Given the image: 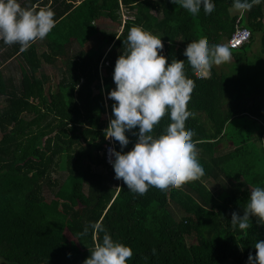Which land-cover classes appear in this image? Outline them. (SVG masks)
I'll use <instances>...</instances> for the list:
<instances>
[{"label":"trees","instance_id":"obj_1","mask_svg":"<svg viewBox=\"0 0 264 264\" xmlns=\"http://www.w3.org/2000/svg\"><path fill=\"white\" fill-rule=\"evenodd\" d=\"M18 2L50 6L56 24L24 52L0 40V261L83 264L87 258L74 237L89 226L82 237L93 250L90 225L101 222L114 242L132 248L127 264H248L255 243L264 240V225L252 217V227L240 230L231 217L243 215L250 188L264 187V171L258 170H264V0L243 15L230 11L234 0H213L211 14L201 7L196 15L170 0ZM102 20L121 30L99 31ZM132 26L161 37L169 64L185 61L196 85L187 105L195 116L186 128L196 133L205 170L200 180L179 189L150 187L142 196L115 178L104 133L115 118V101L108 97L116 88L115 63L128 47ZM240 28L251 36L231 49L227 70L213 66L209 78L199 77L184 55L187 45L200 37L228 45ZM10 60L17 63L19 83L4 69ZM237 119L233 148L215 155L229 142L227 126ZM170 123L166 114L152 134H162ZM126 135L125 153L138 139ZM116 146L120 151L117 141ZM220 178L227 191L217 198L208 179ZM98 235L102 242L104 233Z\"/></svg>","mask_w":264,"mask_h":264},{"label":"clouds","instance_id":"obj_2","mask_svg":"<svg viewBox=\"0 0 264 264\" xmlns=\"http://www.w3.org/2000/svg\"><path fill=\"white\" fill-rule=\"evenodd\" d=\"M189 13L196 15L201 7L205 14L215 10L213 0H170ZM261 0H234L230 11L241 15L259 5ZM55 13L50 6L34 4L22 7L18 0H0V40L6 45L19 44L26 51L37 40L45 39L55 27ZM118 39V38H117ZM127 49L116 60L113 80L116 85L108 93L115 101L110 119L104 130L105 138H114L121 150L110 148V160L115 178L126 184L134 193L144 195L150 187L162 191L179 189L200 180L205 170L199 161L198 141L194 130L186 128V121L195 116L188 110L195 82L185 72V61L173 59L169 64L162 54L161 37L153 35L143 26H132L127 35ZM184 55L187 62L202 78H209L213 66L231 62L232 51L226 44H209L207 37L190 42ZM166 114L171 123L165 131L155 136L154 127ZM139 128V132L133 131ZM127 132L138 136L132 150L123 152L130 143ZM256 217L264 225V187L251 189L243 215L232 213L231 225L240 230L252 227ZM95 242L91 255L83 264H127L133 256L131 247L114 242L101 222L91 224ZM85 226L80 236H87ZM99 233H104L102 242ZM255 256L249 253L248 264H264V240L255 243ZM155 250H153L154 252Z\"/></svg>","mask_w":264,"mask_h":264},{"label":"rangeland","instance_id":"obj_3","mask_svg":"<svg viewBox=\"0 0 264 264\" xmlns=\"http://www.w3.org/2000/svg\"><path fill=\"white\" fill-rule=\"evenodd\" d=\"M126 16H127V14H125L123 16V19H126ZM118 26L119 25L117 23L109 22V21H106V20H102V21L97 22L98 30L101 31V32H105V33H108L109 31H112V30H115V29L119 28ZM120 30H121V27L119 28V31ZM257 49H260V39L259 38L256 39V43H255V50H257ZM16 66H17V63L14 60H10L7 63H5L4 69H6V73H8V72L13 73L17 77L16 82L19 83L21 77H20V73L18 71V68ZM228 66H229V62L228 63L221 64L219 66H215V68L218 69V70L226 71L227 68H228ZM199 77H201V76L199 75ZM52 82H53V84L56 83L55 81H52ZM239 122H240V119H237V120H235L234 122L230 123L227 126V133H228V138H229L228 141L230 143H234L235 142V138L234 137H235L236 134L233 133L235 131L233 127L236 126V125H240ZM245 123L246 124H249L250 123V120H245ZM247 126L250 127V125H247ZM254 144H255V142H254ZM220 146H218V150H217V153H216L217 156H220V152H221V151H219V150H221L220 149L221 148ZM228 147H231V144L227 145L226 148H228ZM222 150H224V149H222ZM229 161L231 162V158L229 159ZM258 170H260L262 172L264 171V170H261V169H258ZM221 176L224 177V173L221 172ZM56 177H58V173L56 174ZM225 179H226V176H225L224 180ZM224 180L222 179L223 182H224ZM118 181H121V179L118 180ZM222 181L221 182H219V181L218 182H214L213 180L208 179V186L212 190V192H214L215 194H217L216 195L217 198L220 197V195H221L220 192L221 191H223V190L224 191H227V188L226 187L222 188L220 186L219 183H223ZM214 186H216L217 188L215 189ZM230 186H232V183H230ZM251 189L252 188H250V191H251ZM50 198H51V193L48 195L47 200H50ZM74 238H75L76 245L80 247L81 254L85 258H89L90 255H91V251H92V246L90 245L89 240L86 237H82L80 235H77ZM191 241L193 242L194 241V238H192L189 242H191ZM79 262H81V261H79ZM0 264H4V262L3 261H0Z\"/></svg>","mask_w":264,"mask_h":264},{"label":"built area","instance_id":"obj_4","mask_svg":"<svg viewBox=\"0 0 264 264\" xmlns=\"http://www.w3.org/2000/svg\"><path fill=\"white\" fill-rule=\"evenodd\" d=\"M250 36H251V32L249 29L240 28L232 34L231 38L228 40V45L231 49L240 48L246 42H248ZM105 147H106V161L109 164V167L114 169L112 163L110 162V160H114V157L110 155L109 149L115 148L117 150L115 139L114 138L106 139Z\"/></svg>","mask_w":264,"mask_h":264},{"label":"crops","instance_id":"obj_5","mask_svg":"<svg viewBox=\"0 0 264 264\" xmlns=\"http://www.w3.org/2000/svg\"><path fill=\"white\" fill-rule=\"evenodd\" d=\"M229 144H231V147L226 148L227 145H229ZM232 148H233V144L230 143V142H226V143L222 144L221 150L224 149L223 151H224V152H227V151H229V150L232 149ZM221 150H219V151H221ZM216 153H217V151H216ZM216 153H215V155H216ZM221 153H222V151H221ZM221 181H222V179L220 178L219 182H221ZM211 191H212V190H211Z\"/></svg>","mask_w":264,"mask_h":264}]
</instances>
